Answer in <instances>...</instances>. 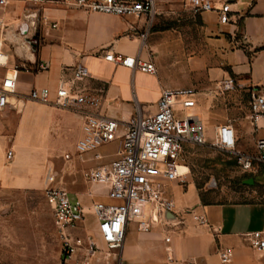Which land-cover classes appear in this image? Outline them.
<instances>
[{
  "label": "crops",
  "instance_id": "crops-1",
  "mask_svg": "<svg viewBox=\"0 0 264 264\" xmlns=\"http://www.w3.org/2000/svg\"><path fill=\"white\" fill-rule=\"evenodd\" d=\"M156 1L161 15L154 26L164 14V5L181 11L185 0ZM212 1L218 5L223 0ZM228 2L231 13L225 23L219 22L215 11L194 14L185 7L191 12L192 22L197 23L196 37L187 50L181 51L183 55L175 56L168 43L161 42L158 31H151L145 47L140 48L138 34L143 19L88 12L64 4L33 5L28 0H6L0 5V38L6 35L12 39V29L27 10H37L46 19L37 30V44L31 52L18 45H3L6 69L22 62L33 65L36 61L47 62L48 69L21 71L16 93L9 96L8 105L0 111V188L44 190L48 186L47 175L53 174L52 186L65 189L89 207L90 195L97 187L85 181L84 172L116 158L123 127L136 110L144 117L154 114L160 92L165 88L195 89V112L207 135L213 139L216 128L228 121L237 132L238 151L251 153L255 140L264 138V114L255 122L248 118V89L264 90V0H248L246 5L241 0ZM186 52L190 54L185 56ZM107 53L152 61L156 73H143L107 61ZM78 63L91 76L86 81L89 89L100 90L102 103L98 114L119 121L121 126L113 141L83 154L76 150L83 137L82 113L26 97L32 88L54 91L61 80L72 75ZM4 73L5 69L0 68V80ZM227 78H233L244 89L219 91V83ZM244 94L249 99L246 107L240 100ZM226 96L237 101L243 111L241 117L223 118L215 110L214 104L224 101ZM68 148L75 154L69 155ZM9 151L11 157L7 158ZM95 155L100 159H95ZM244 176L252 180L245 182L250 187L260 183L256 177ZM167 190L175 203L173 214L162 216L146 209L149 228L142 231L137 221H130L117 259L96 239L101 250L91 257L89 264H264V259L244 239L245 233L264 231V201L208 202L194 184L184 189L171 182ZM197 216L205 217L206 224H199ZM90 233L96 234L94 221ZM221 248L231 251L226 263L218 253Z\"/></svg>",
  "mask_w": 264,
  "mask_h": 264
},
{
  "label": "built area",
  "instance_id": "built-area-1",
  "mask_svg": "<svg viewBox=\"0 0 264 264\" xmlns=\"http://www.w3.org/2000/svg\"><path fill=\"white\" fill-rule=\"evenodd\" d=\"M28 1L33 5L64 4L88 12L143 19L142 31L138 34L141 49L145 47L147 37L161 15L156 0ZM4 3L6 0H0V5ZM183 6L194 14L215 11L220 23L227 22L231 13L228 0L218 5L212 0H185ZM45 20L37 10H27L19 24L12 29V39L9 40L6 35L0 38V68L5 69L0 80V111L8 105L9 96L16 93L18 74L21 71L41 72L48 69L45 61H36L33 65L22 62L6 69L7 57L2 47L8 43L12 48L18 45L31 52L37 44V30ZM51 27L55 28L56 24L52 23ZM104 58L132 70L156 73L152 61H143L137 56L122 57L107 53ZM90 77L87 68L78 63L72 69V75L61 80L54 91L47 87L32 88L26 95L30 101L82 113L83 137L76 144L79 154L94 151L113 141L121 127L119 121L98 114L102 103L98 94L100 90L93 92L89 89L86 81ZM218 89L228 92L244 87L233 78H227L219 83ZM248 94L251 102L248 118L255 122L264 114V90L250 87ZM196 107L195 89L165 88L160 92L154 114L144 117L136 110L123 127L116 158L98 164L83 174L90 186L97 187L90 195L92 201L89 207L80 199L70 197L65 189L52 186L54 175H47L48 186L43 193L61 239L59 264H89L91 257L101 250L96 239L117 259L130 221H137L138 229L145 231L150 226L144 215L146 209L162 216L174 213L175 203L167 189L169 183L183 181L180 177L185 174L182 175L177 169L184 149L188 145L207 144L202 121L195 112ZM210 145L229 154L241 173L264 178V138L255 140L251 153H242L237 149V132L232 123L227 121L216 128ZM10 157L9 151L7 158ZM95 159L99 160L100 157L95 155ZM103 197L109 203L102 201ZM88 215L93 217L96 224L95 235L84 228ZM195 218L199 224H206L205 217ZM244 239L264 259V231L245 233ZM218 253L223 263L231 258L228 248H221Z\"/></svg>",
  "mask_w": 264,
  "mask_h": 264
},
{
  "label": "rangeland",
  "instance_id": "rangeland-1",
  "mask_svg": "<svg viewBox=\"0 0 264 264\" xmlns=\"http://www.w3.org/2000/svg\"><path fill=\"white\" fill-rule=\"evenodd\" d=\"M241 2L246 5L248 0ZM177 9L164 5L159 24L151 30L160 32L161 42L168 43V49L175 56L182 54L181 51L187 50L188 44L195 40L197 24L192 22L191 12L184 6H181V11ZM179 13L188 14L175 16ZM187 54L190 52L185 56ZM240 100L245 107L249 106L245 94ZM214 105L223 118L243 115L232 96H226L224 101ZM204 133L208 142L213 140L205 127ZM66 152L71 156L75 154L71 148ZM179 166L178 172L186 174L180 177L182 182L176 183L184 189L188 184H194L208 202L264 201V178L257 176L256 181L260 183L253 187L246 185L247 178L234 166L232 157L210 144L186 146ZM69 196L73 198L71 193ZM103 201L109 203L108 200ZM93 221V217L88 215L84 228L90 230ZM60 257L61 239L43 190L0 188V264H59Z\"/></svg>",
  "mask_w": 264,
  "mask_h": 264
},
{
  "label": "water",
  "instance_id": "water-1",
  "mask_svg": "<svg viewBox=\"0 0 264 264\" xmlns=\"http://www.w3.org/2000/svg\"><path fill=\"white\" fill-rule=\"evenodd\" d=\"M252 180L251 179H248L247 181H245V182H251Z\"/></svg>",
  "mask_w": 264,
  "mask_h": 264
},
{
  "label": "bare ground",
  "instance_id": "bare-ground-1",
  "mask_svg": "<svg viewBox=\"0 0 264 264\" xmlns=\"http://www.w3.org/2000/svg\"><path fill=\"white\" fill-rule=\"evenodd\" d=\"M1 59H2V57H1ZM178 170V169H177ZM182 175H184V174H182Z\"/></svg>",
  "mask_w": 264,
  "mask_h": 264
}]
</instances>
